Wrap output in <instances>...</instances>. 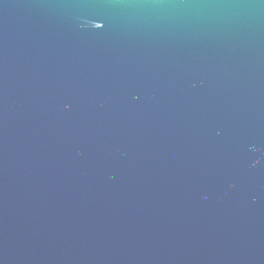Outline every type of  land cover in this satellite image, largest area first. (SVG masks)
I'll return each mask as SVG.
<instances>
[{"label": "water", "instance_id": "water-1", "mask_svg": "<svg viewBox=\"0 0 264 264\" xmlns=\"http://www.w3.org/2000/svg\"><path fill=\"white\" fill-rule=\"evenodd\" d=\"M0 264H264V0H0Z\"/></svg>", "mask_w": 264, "mask_h": 264}, {"label": "snow or ice", "instance_id": "snow-or-ice-1", "mask_svg": "<svg viewBox=\"0 0 264 264\" xmlns=\"http://www.w3.org/2000/svg\"><path fill=\"white\" fill-rule=\"evenodd\" d=\"M86 26L93 30H102L105 25L101 21L92 20V21H88L86 23Z\"/></svg>", "mask_w": 264, "mask_h": 264}]
</instances>
